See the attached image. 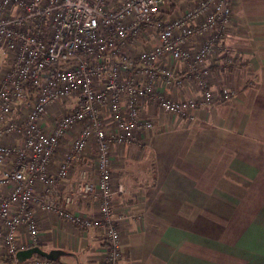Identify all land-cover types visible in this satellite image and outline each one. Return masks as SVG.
<instances>
[{
	"label": "built area",
	"instance_id": "1",
	"mask_svg": "<svg viewBox=\"0 0 264 264\" xmlns=\"http://www.w3.org/2000/svg\"><path fill=\"white\" fill-rule=\"evenodd\" d=\"M177 1L0 0V140L10 139L0 142V243L7 255L20 247L19 226L29 235L26 244L38 242L35 206L80 229L101 230L104 264H118L122 213L113 207L110 145L132 144L153 128L146 106L191 119L195 109L230 97L212 93L206 61L218 51L220 61L232 64L220 46L232 22L231 1L183 0L179 9ZM184 78L199 96L160 90L181 89ZM90 143L96 179L81 169L55 198L69 168L86 164ZM88 197L98 201L97 217L69 210Z\"/></svg>",
	"mask_w": 264,
	"mask_h": 264
},
{
	"label": "crops",
	"instance_id": "2",
	"mask_svg": "<svg viewBox=\"0 0 264 264\" xmlns=\"http://www.w3.org/2000/svg\"><path fill=\"white\" fill-rule=\"evenodd\" d=\"M230 1L232 22L220 46L232 64L220 61L218 51L206 61L210 90L230 97L195 109L191 119L146 106L153 128L132 144L110 145L113 207L122 213L118 264H264V0ZM160 90L175 98L200 95L185 78L181 89ZM52 114L50 108L47 117ZM79 165L95 178L93 162L72 165L55 198L68 192ZM68 208L85 217L99 214L94 197ZM33 211L38 242L26 244L29 235L19 226L16 264H104L101 230Z\"/></svg>",
	"mask_w": 264,
	"mask_h": 264
},
{
	"label": "rangeland",
	"instance_id": "3",
	"mask_svg": "<svg viewBox=\"0 0 264 264\" xmlns=\"http://www.w3.org/2000/svg\"><path fill=\"white\" fill-rule=\"evenodd\" d=\"M0 62H2V54L0 53ZM4 63V62H3ZM5 65V64H4ZM3 69H5V68H3ZM229 92V91H228ZM61 109H63V108H61ZM51 110H52V112L54 113V114H56V112H54L53 111V109L51 108ZM146 115V114H145ZM178 118H180V116H178V115H176ZM145 117H148V116H145ZM10 141V139L9 138H4V139H1L0 140V142H3V143H5V142H9ZM93 144L94 143H90L89 144V146H88V148L86 149V150H88L87 152H85L84 153V155H85V161H86V163L89 161V162H93L94 161V159H93V155H94V151H93ZM88 159V160H87ZM81 162H83V160L81 161ZM80 166L81 165H79V168L77 169V175H78V173L80 172V170H81V168H80Z\"/></svg>",
	"mask_w": 264,
	"mask_h": 264
},
{
	"label": "trees",
	"instance_id": "4",
	"mask_svg": "<svg viewBox=\"0 0 264 264\" xmlns=\"http://www.w3.org/2000/svg\"><path fill=\"white\" fill-rule=\"evenodd\" d=\"M226 66L229 67V64L226 63ZM0 261L4 264H16L17 263L11 255H7V254L1 255Z\"/></svg>",
	"mask_w": 264,
	"mask_h": 264
}]
</instances>
